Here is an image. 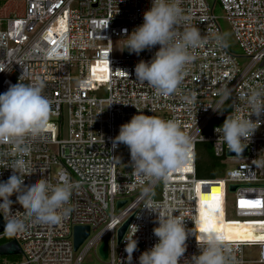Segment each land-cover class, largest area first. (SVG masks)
Listing matches in <instances>:
<instances>
[{
	"label": "built area",
	"instance_id": "obj_1",
	"mask_svg": "<svg viewBox=\"0 0 264 264\" xmlns=\"http://www.w3.org/2000/svg\"><path fill=\"white\" fill-rule=\"evenodd\" d=\"M215 1L224 12L242 55H234L225 42L223 47L216 43L215 36L222 34L206 0H181L191 24L207 43L194 50V59L187 65L177 92L168 97L158 96L146 83L135 80L133 71L140 60H150L159 45L139 55L123 50L124 36L142 23L143 12L150 7L151 0H24L22 14L0 18V93L16 84L23 70L26 77L39 74L51 102L49 115L55 121L47 122L41 133L27 140L30 150L24 156L25 171L30 173L25 175V183L41 176L55 183L58 174H63L78 185L69 201L71 212L57 225L40 224L25 217L24 207L13 193L11 210L25 219L26 227L9 240L17 241L22 259L6 260L0 256V264H125V240L133 234L137 247L131 264H138L141 252L157 242L152 232L157 226L155 216L143 208L148 198L171 209L185 220L187 229H193L185 242L182 264L184 258L199 253V187L211 181L222 184L226 223L241 222L264 231V220L225 218L229 185H236L229 191L233 193L235 216L264 217V166H257L258 160H264V115L259 117L260 125L250 140H245V156H225L224 146L215 144L218 134L214 128L219 126L207 131L214 117L236 111L247 116L245 101L249 91L258 86L264 89V0ZM114 41L122 47L120 56L113 55ZM51 53H67L68 58L54 59ZM238 57L247 60L240 63ZM96 62L106 65L103 95L93 86L92 66ZM188 94L193 100L190 104L182 99ZM226 104V113L216 110ZM138 113L174 119L191 138L184 165L167 180L150 185L147 196L132 174L127 146L113 145L119 126ZM198 142H208L215 157H223V164L234 162L235 167L222 178H197ZM13 147L0 144V180L6 181L12 174L8 167L15 158ZM54 165L57 169L52 175ZM157 185L159 197L155 198L153 191ZM241 199L260 201V205L241 208ZM119 200L125 202L117 209ZM130 215L132 218L117 244L116 229ZM77 225L88 226L89 233L74 251L72 231ZM3 236L6 235L1 232L0 238ZM104 238L107 257L102 259L98 246ZM225 242L233 264H264V239ZM244 243L258 245L257 260L243 257ZM90 250L97 260L84 263Z\"/></svg>",
	"mask_w": 264,
	"mask_h": 264
},
{
	"label": "clouds",
	"instance_id": "obj_2",
	"mask_svg": "<svg viewBox=\"0 0 264 264\" xmlns=\"http://www.w3.org/2000/svg\"><path fill=\"white\" fill-rule=\"evenodd\" d=\"M215 41L223 47L222 36L216 35ZM205 43L206 38L191 24L190 16L181 7V0H151L150 7L143 12L142 23L124 36L123 50L139 55L159 45L150 60H140L133 71L135 80L146 83L158 96L168 97L177 92L187 65L194 59V50ZM51 55L54 59L68 58L67 53ZM44 87V79L39 74L26 77L23 70L18 82L0 93V144L14 146L15 157L8 167L12 174L6 181L0 180V216L4 219L3 232L9 237L26 227L25 219L11 210L13 193L16 201L23 205L25 217L40 224L57 225L71 212L69 201L78 187L63 174H58L55 183L44 176L25 183L24 177L30 173L25 171L24 156L30 150L27 140L47 127L50 114L51 102ZM227 96L225 92V98ZM182 99L189 104L193 102L190 94ZM245 104L247 116L236 111L214 128L218 134L215 144L223 145L224 150L235 153V157H241L247 146L245 140L249 141L260 125L259 117L264 115V89L259 86L251 89ZM251 116L257 119H250ZM117 143L127 146L132 174L143 185L142 193L147 196L150 185L167 180L184 165L191 138L174 119L138 113L119 126L118 134L113 138V145ZM257 166H264V160H258ZM143 208L155 216L157 226L152 232L157 242L141 252L138 264H180L186 251L185 242L193 229H187L184 219L150 198L146 199ZM133 235L125 240V264H131L132 253L137 247ZM196 240L199 253L190 259L184 258L182 264H233L230 247L222 234L211 228L202 231L199 227Z\"/></svg>",
	"mask_w": 264,
	"mask_h": 264
},
{
	"label": "rangeland",
	"instance_id": "obj_3",
	"mask_svg": "<svg viewBox=\"0 0 264 264\" xmlns=\"http://www.w3.org/2000/svg\"><path fill=\"white\" fill-rule=\"evenodd\" d=\"M210 6L213 8V13L215 14L217 24L220 28L222 37L224 38L225 45L229 51H231L236 56H241V50L239 49L233 33L231 31V28L228 24V22L224 18V12L222 11L219 3L215 0H206ZM23 3L24 0H0V18L5 17H12L14 15H20L23 12ZM112 51L114 56H120L122 54V47L121 45L114 41L112 44ZM246 58L238 57V61L240 63L246 62ZM106 72V65L101 62H96L92 66V76L94 78V90H96L101 95L104 94V84H105V73ZM47 122H53L55 123L54 119L49 115ZM264 128V127H263ZM235 167L234 162H225L222 166L216 169V175L215 178H222L225 175V172L229 169H232ZM57 169V166H52V175H54L55 170ZM159 185L156 186V188L153 191L154 197H159ZM223 199H222V184L217 181H211V182H205L201 183L199 187V203H198V212L199 217L197 222L200 223L197 224V229L199 230V227L202 226L203 220L200 218V216L204 213H208L209 216L213 219L216 227L220 225V223L227 224L224 220L223 215V207H222ZM226 220L233 221V220H240V219H259L264 220L263 218H241L237 217L234 214L233 210V193L227 191L226 192ZM227 228L223 232H218L220 234L227 235ZM234 230V229H233ZM239 236L235 235V232L233 231V238L237 237L238 240H244L242 231H239ZM7 238L9 240V236H3L1 238ZM0 238V239H1ZM242 253L243 257L248 261L257 260L259 257V248L257 244L253 243H244L242 244ZM21 255H15V256H1V259H14V260H20L22 257ZM97 257L93 250H90L84 257V263H93L96 262ZM253 264V263H248Z\"/></svg>",
	"mask_w": 264,
	"mask_h": 264
},
{
	"label": "trees",
	"instance_id": "obj_4",
	"mask_svg": "<svg viewBox=\"0 0 264 264\" xmlns=\"http://www.w3.org/2000/svg\"><path fill=\"white\" fill-rule=\"evenodd\" d=\"M221 113H226L228 111V105L226 104L222 109ZM225 115H220L214 117L208 127L207 131H209L213 126H220L225 119ZM221 158H217L213 155L211 150V145L208 142H198L196 143V154H195V176L197 178H205V179H214L216 175V169L223 165ZM217 228L220 230L219 232H223L227 229H234L233 231L236 233L237 231H242L244 240H262L264 239V231L259 232V230L251 225H245L241 222H236L235 224H223L220 223ZM264 230V229H263ZM234 237L232 239H236ZM260 238V239H259ZM262 238V239H261ZM7 238H1L0 244L6 242ZM14 260V259H10Z\"/></svg>",
	"mask_w": 264,
	"mask_h": 264
},
{
	"label": "water",
	"instance_id": "obj_5",
	"mask_svg": "<svg viewBox=\"0 0 264 264\" xmlns=\"http://www.w3.org/2000/svg\"><path fill=\"white\" fill-rule=\"evenodd\" d=\"M225 156H235V153L228 152L227 149L224 151ZM247 154L246 147L244 148L241 156ZM236 188V185H229L228 190L232 191ZM125 200H119L116 202V208L118 209ZM132 218V215L128 216L116 229V243L118 244L127 228V225ZM4 220L0 216V233L3 232ZM89 233V227L86 225H77L73 227L72 238H73V250L76 251L82 241L87 237ZM21 249L16 240L11 239L9 241L0 244V256H15L20 255ZM98 254L102 259L107 257V239L104 238L98 246Z\"/></svg>",
	"mask_w": 264,
	"mask_h": 264
},
{
	"label": "snow or ice",
	"instance_id": "obj_6",
	"mask_svg": "<svg viewBox=\"0 0 264 264\" xmlns=\"http://www.w3.org/2000/svg\"><path fill=\"white\" fill-rule=\"evenodd\" d=\"M54 43V41H53ZM239 205L241 208H244V207H257L260 205V201H256V200H245V199H241L239 200ZM203 216V223H202V226H201V230H205L206 228H211L212 230H215L217 232H219L220 230L216 227L213 219L209 216L208 213H204L202 214ZM239 231H237L235 233V235L239 236ZM224 240H231L233 238V230L232 229H228L227 230V235H224L223 236Z\"/></svg>",
	"mask_w": 264,
	"mask_h": 264
},
{
	"label": "bare ground",
	"instance_id": "obj_7",
	"mask_svg": "<svg viewBox=\"0 0 264 264\" xmlns=\"http://www.w3.org/2000/svg\"><path fill=\"white\" fill-rule=\"evenodd\" d=\"M200 218H202V220H203V216H202V215L200 216ZM197 226H198V225H197ZM197 226H196V227H197Z\"/></svg>",
	"mask_w": 264,
	"mask_h": 264
},
{
	"label": "crops",
	"instance_id": "obj_8",
	"mask_svg": "<svg viewBox=\"0 0 264 264\" xmlns=\"http://www.w3.org/2000/svg\"><path fill=\"white\" fill-rule=\"evenodd\" d=\"M23 5H24V3H23Z\"/></svg>",
	"mask_w": 264,
	"mask_h": 264
}]
</instances>
